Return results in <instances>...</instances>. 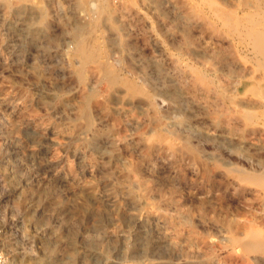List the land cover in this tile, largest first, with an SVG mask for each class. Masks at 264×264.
I'll return each instance as SVG.
<instances>
[{"label":"rangeland","instance_id":"374dc122","mask_svg":"<svg viewBox=\"0 0 264 264\" xmlns=\"http://www.w3.org/2000/svg\"><path fill=\"white\" fill-rule=\"evenodd\" d=\"M37 1L50 10L46 24L35 22L28 13L9 9L6 0H0V264H154L158 254L176 258L171 264H248L239 247L234 252L225 248L230 244L229 233L226 221L217 214L232 217L228 204L239 200L241 207H252L259 214L260 204L235 195V178L213 165L214 159L224 156L230 141L239 140H232L227 126L214 124L210 117L214 114L207 108L200 107V120L195 121L188 112L166 109L160 97L161 115L170 117L167 120L177 116L188 119L192 125L190 132L182 131V135L200 144L206 155L202 162L212 165L213 180L203 177L202 162H193L188 154L174 149L179 140L154 141V151L145 155L144 137L151 134L156 122L153 110L129 101L124 91L115 94L107 80L97 86V99H109L108 108L120 118L122 127L112 129L102 110L95 111L94 122L87 127L79 112L78 95L83 88L91 89V74L79 81V63L70 58L69 47L61 41L75 27L73 1ZM184 1L178 0L175 9L163 4L162 14L156 13L165 23L175 25L178 18L184 20ZM150 9L141 7L140 21H133L118 34L107 25L102 26V33L97 30L95 34L101 35L100 47L108 50L113 66L123 69L122 75L132 70L150 71L153 43L154 54L165 52L164 48L171 51V58L165 59L167 64L161 65L163 80L164 75L172 74H166L172 69L168 62L176 59L177 50L168 40L163 45L154 40L150 43L154 19ZM177 35L182 36L181 32ZM196 35L200 37L196 43L216 38L210 31H196ZM223 39L226 44L228 40ZM197 95L203 104V91ZM22 107L37 112V120L26 117ZM39 121L44 124L38 125ZM195 131H199L198 138L191 134ZM135 159L145 180L130 174ZM219 179L230 183L220 184ZM217 195L224 196L225 204L216 200ZM200 200L204 201L202 207H198ZM183 216L193 220L203 241H189L186 235L174 237L170 218ZM187 242L194 243L193 247H185ZM153 255L156 260H150Z\"/></svg>","mask_w":264,"mask_h":264},{"label":"bare ground","instance_id":"6f19581e","mask_svg":"<svg viewBox=\"0 0 264 264\" xmlns=\"http://www.w3.org/2000/svg\"><path fill=\"white\" fill-rule=\"evenodd\" d=\"M72 1V15L77 17H75V27L68 31L69 37L61 41L69 47L67 53L70 58L76 59L79 63L76 70L79 81L83 82L87 74H91V89L86 90L83 88L78 95L79 112L86 119L87 127L93 124L94 113L97 110H102L108 116L112 129L122 127L120 118L113 116L112 111L108 108L109 99L106 97L103 101L97 99L99 95L97 86L103 80H107L115 94L118 91H124L129 101L139 102L153 110L154 114L152 115H155L156 122L152 127L150 126L151 134L144 137L147 141L143 152L145 155H150L154 151V141L177 140L178 142L179 140L180 145L174 146L179 154H188L193 162H202L206 155L202 154L203 149L200 144L194 143L189 135L186 137L182 135V131L190 132L192 125L188 123V119L183 120L177 116L175 120H167L170 117L161 115L160 97H162L166 109L178 114L188 112L193 115L195 121L200 120V107L207 108L208 111L212 112L211 114H214L210 115L213 123L218 126H227L230 135H233L232 140L235 138L239 140V142L232 143L230 141L228 143L229 148L224 151V156L214 159V167L235 178L233 187L235 195H239L241 199L258 201L257 203L260 204L258 205L260 206L259 210H261V213L258 210L259 214L251 206L246 210L240 206L242 201L239 200L241 203L236 201V204H228L229 215L232 217L217 214L218 218L221 219L222 216V220L226 221L224 223L226 224V231L229 233L228 239H226L230 244H226L225 248L230 252H234L238 251L237 248L239 247L243 252L242 254L245 253L248 264L264 263V0H185L187 7L182 11L184 20L178 18L179 20L175 25L165 23L164 19H160L157 14H162L161 5L163 4L175 9L178 0ZM5 4L17 13H28L32 17L31 19L39 24H46L47 16L50 14L49 8L44 4H40L37 0H6ZM149 6L154 10V19L150 23V31L153 32L151 36L149 35L151 37L149 39L150 43L154 40L163 45L168 40L171 44L168 45L177 50L176 59L173 58L172 62H168L172 65V69H167L166 74L170 71L172 74L169 77L164 75L163 80L160 75L162 73L161 65L162 63L167 64L165 59L171 58V54H169L171 51L168 53L164 48L165 52L154 54L156 49H153V46L155 47L153 43L151 44L153 61H150V71L136 73L132 70V72L130 71L131 74L122 75L123 69L120 71L119 67L113 66L107 57L108 50L100 47V44L103 45V41L100 40L101 35L95 34L97 30L102 33L101 28L106 25L117 31L118 34L122 29L129 28L133 21H140V8ZM33 12L38 14L32 16ZM175 29L181 32V37L177 35L180 32L176 34ZM161 30L171 34H164ZM196 31L197 33L210 31L216 38L214 37L215 39L211 42L196 43L200 39L196 35ZM224 37L228 40L226 44ZM119 45L121 44L119 43ZM127 49L128 47H126ZM121 60L123 59L121 58ZM183 88L190 89L191 92L184 91ZM199 90H202L204 94V97L202 96V99H204L203 104L197 98V91ZM21 112L26 117L37 120L35 119L37 112H34V110L22 107ZM42 123L44 124V121H39L37 124L41 125ZM186 125L187 130L184 129ZM162 130L163 132H161ZM198 132H191V134L193 137L198 138ZM135 160L134 164H131L130 174L136 180H145L146 177L138 163L139 160ZM201 165L203 177L213 180L211 177L212 165L203 162ZM181 177L184 180L188 179L185 173H182ZM218 181L220 184L230 183L223 182L222 179ZM215 198L219 203L225 204L223 195H217ZM203 204L204 201L200 200L198 207H202ZM242 216H244V219H242ZM170 219L175 227L173 235L176 239L180 238L181 235H186L189 241H203L202 235L196 229L193 220L188 216L178 219L172 217ZM193 245L194 243H189L185 247H193ZM202 247L205 246L202 245ZM206 249H208L207 246ZM158 255L156 259L161 260L160 258H164L165 260H157L154 264L175 263L176 258L174 257ZM152 257L150 260H156L154 255Z\"/></svg>","mask_w":264,"mask_h":264}]
</instances>
